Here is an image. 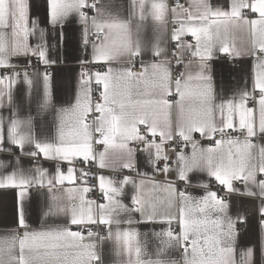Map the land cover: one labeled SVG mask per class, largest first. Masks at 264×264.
Wrapping results in <instances>:
<instances>
[{"label":"snow or ice","instance_id":"snow-or-ice-1","mask_svg":"<svg viewBox=\"0 0 264 264\" xmlns=\"http://www.w3.org/2000/svg\"><path fill=\"white\" fill-rule=\"evenodd\" d=\"M109 8L105 0H49L50 23L62 28L76 15L83 26L82 44L85 48L91 44L92 62L104 66V71L94 74L82 72L74 103L57 108L47 71L55 61L48 56L45 30L37 20L30 24L27 0H0V68L15 69L18 65L10 64V57L22 55L30 58L29 67L34 57L45 69L33 68L32 76L25 70L22 81L16 71L0 76V108L13 109L8 117L0 114V151L11 152L8 145H15L36 162L25 170L16 157L12 172H0V189L18 190L17 224L24 229L22 236L17 232L0 238V264H104L100 246L105 241L113 243L121 258L117 264H256L254 246L238 252L236 224L245 218L228 214L224 196L212 191L208 182L197 185L205 194L194 197L172 181L161 182L139 172L136 149L130 145H144L142 151L153 171L167 174L171 168L165 143L178 137L181 147L191 146L190 155L177 153L178 181L190 183L191 173H205L229 194L237 191L234 182L239 181L245 185L244 194L264 197V143L253 142L254 138L264 141V0H228L227 6L191 0L188 8L179 3L169 8L166 0H130L131 17L139 20L135 33L131 18L123 19ZM169 12L174 23L168 37L175 42L172 49L164 38ZM149 17L157 27L152 41L145 45L140 33ZM37 33V43L30 45L28 38ZM92 35L95 40L89 38ZM188 35L194 41L183 39ZM146 50L151 52V60L143 59ZM218 54L254 58L251 89H239L227 98L218 96L210 68ZM125 57V67L111 66ZM136 58H140L139 68L133 64ZM173 59L176 67L183 68L176 75ZM37 78L43 86L37 115L53 116L55 134L51 137L37 136L34 117L20 118L13 103L14 85L23 82L30 96ZM93 84L99 95L96 101ZM196 133L211 144L201 147L194 139ZM233 133H242L244 139ZM95 144L105 146L103 151L97 153ZM27 146L32 150L24 151ZM41 156L68 162L67 173L57 165L56 172L49 174L38 166ZM77 158L100 169L116 170L118 165L120 171L135 175H124L119 181L96 176L105 201L97 203L86 198L93 190L88 184L93 174L90 169L77 170ZM6 166L7 162L0 161V169ZM77 179L79 186L59 187ZM128 186L130 191H126ZM33 187L47 201L44 217L62 214L81 228L102 225L106 234L88 228L85 237L69 226L31 230L24 201ZM258 211L264 227V204ZM156 221L168 227L152 233L159 245L149 253L146 234L135 225ZM173 221L179 232L173 231ZM170 249L182 250L181 259L168 258ZM260 264H264V248Z\"/></svg>","mask_w":264,"mask_h":264},{"label":"crops","instance_id":"crops-1","mask_svg":"<svg viewBox=\"0 0 264 264\" xmlns=\"http://www.w3.org/2000/svg\"><path fill=\"white\" fill-rule=\"evenodd\" d=\"M174 0H166L169 8H176ZM183 6L188 8L191 4V0H183ZM106 4L110 5L109 10L114 14H118L123 19H132L133 33H135V25L139 22L138 17H131L130 0H105ZM213 6L224 5L227 6L228 0H211ZM28 4V15L29 21L37 20L40 29L45 30V42L48 46V56L51 60L55 61L47 71L51 73L52 76V92L53 100L57 108L64 106L67 107L69 104L74 103L75 97L78 94L80 88V75L85 64L92 62L93 49L91 47V52H86L82 44V28L83 26L78 22V17L72 15L69 17L68 21L65 22L63 27L59 25H52L50 23V9L49 0H27ZM92 15V14H91ZM90 15V16H91ZM258 15V14H254ZM253 16V18H254ZM144 29L141 31L140 36L145 45L150 44L152 41L155 31L156 22L149 17L144 22ZM174 27L173 23V13H167V30L165 33V39L168 40V47L172 49V40L168 39L171 30ZM10 32V30H5ZM37 35L30 36L28 38V43L30 45H35L37 43ZM183 39L189 40L194 38L190 35L183 37ZM247 37L245 36V40ZM237 44L241 47L240 40H237ZM224 54H218L210 62L211 74L214 78V83L216 91L219 97L227 98L234 95V93L243 88L251 89L253 85L254 78V64L255 60L252 56L244 54L240 58H236V62H232L230 59H226ZM232 57V56H231ZM145 61L151 60V52L145 51L143 55ZM233 59V57H232ZM127 58H122L121 60L112 62V67H125V61ZM234 60V59H233ZM30 58L22 55L11 56L10 64L18 65L15 69L0 68V76L11 74L13 71L22 74L25 70L29 72L32 76V69L38 68L43 72L44 65L37 62L33 57L31 58V67H29ZM140 58H136L133 61L135 67H139ZM95 63V62H94ZM102 64V63H95ZM195 64V61H194ZM97 71H104V68L95 70L93 74ZM43 96V86L42 80L37 78V82L34 84L31 95L28 94L27 86L23 83H16L13 87V103L18 111L20 118H26L28 115L34 117L33 120V131L37 136L41 137H51L55 134V124L53 122V116L48 113H43L37 115L39 103L42 101ZM93 98V97H92ZM249 106H252L251 104ZM12 107L0 108V114L4 117H8L12 114ZM240 139H244L242 133L238 134ZM194 139L199 141L201 147H207L211 144V141L207 139H202L198 133L194 134ZM254 143H264V141L254 138ZM7 145V141H5ZM139 143H133L130 145L133 148H137ZM11 147V152L0 151V161L7 162V166L0 169V172L5 174L10 173L16 167L15 158H20V166L27 170L34 166L36 163L29 156H24L21 154V150L18 146L8 145ZM95 151L98 153L103 151V149H96V144L94 145ZM31 147L27 146L24 151H31ZM165 151L169 158H174L176 163L171 166V171L167 174L159 171H153V168L147 163V157L143 151L137 153L135 151V161L136 167L139 172L147 173L149 177H152L158 181H172L177 187V151L171 145V142L165 143ZM185 154L190 155L191 146L188 145L182 150ZM82 159V158H77ZM38 166L47 169L49 174H54L59 168L67 173L68 166L66 161H57L54 159H45L43 156L38 158ZM120 171L119 166L117 169L104 168L100 175L109 177L113 179L112 174L114 172ZM114 180V179H113ZM190 183L187 193L194 197H200L205 194V189L203 187L197 186L200 182H208L210 184L211 190L218 193V195L224 196L219 191L214 189L219 186L214 178H210L205 173L193 172L189 175ZM80 180L77 179L75 183H70L65 181L63 187L65 190L69 187H75L80 185ZM131 186L126 188V191H130ZM178 188V187H177ZM234 188L237 190L231 194L227 193L226 199L228 201V214L233 218L237 216L244 217L243 222H237L236 228L238 231L236 247L239 251L245 250L248 247H255V262L260 264L261 261V250L264 248V227H261L260 220L261 216L259 214V207L264 204V197L259 195L255 197H250L245 193V185L242 182H234ZM226 191V189H224ZM259 191L258 189H254ZM227 192V191H226ZM29 195L24 201L25 207V217L27 223L30 225L31 230H47L50 228L69 226L72 231H80L78 226L70 224V217L65 215H52L49 217H44L42 212L46 209L47 201L42 199L36 192L35 187L29 190ZM225 197V196H224ZM87 198V194H86ZM105 201H102L103 203ZM125 203H129V199H124ZM19 207L18 200V190L15 188H4L0 189V238L10 237L15 233L23 235L24 229L19 228L17 224V212ZM138 218V216H137ZM94 225H88L92 227ZM172 228L174 232H179L180 229L173 221ZM104 227V226H103ZM122 228H126L127 225H121ZM168 225L166 223L156 221V222H142L135 225V228L142 234H146L144 239L147 240V248L149 253H153L159 241L152 235L154 232H163L166 230ZM105 228V227H104ZM82 232V231H81ZM85 237H87V232H82ZM100 251L102 254L104 264H117L121 259L116 256L114 245L111 241H105L100 246ZM167 257L180 260L182 257V250L170 249L167 253ZM154 258V257H151ZM239 258V256L237 257Z\"/></svg>","mask_w":264,"mask_h":264},{"label":"built area","instance_id":"built-area-1","mask_svg":"<svg viewBox=\"0 0 264 264\" xmlns=\"http://www.w3.org/2000/svg\"><path fill=\"white\" fill-rule=\"evenodd\" d=\"M176 5L177 3L183 5L184 4V1L183 0H174L173 1ZM88 11L89 15L93 14V12L91 10H86ZM91 40H95L96 37L94 35L90 36L89 37ZM102 38V37H101ZM192 39H189L188 41L191 42ZM174 44L175 42L172 41V45L174 47ZM84 47V45H83ZM171 47V48H173ZM84 50L86 52H91V44H89L87 46V48L84 47ZM226 59H230L233 63L236 62L235 59L233 60L232 57L230 55H225L224 56ZM173 74L176 75L178 74L179 72L183 71V68L182 67H176L175 66V62H174V59H173ZM104 68L103 64H95L94 62H89L88 64H85V66L83 67V70L88 72V73H93L95 70H98V69H102ZM136 68H139L138 66ZM92 97H93V101H96L99 99V95H98V92H97V89H96V86L95 84H93L92 86ZM173 99H175V97H173ZM91 115L89 116V119H88V122H91ZM143 130V129H142ZM233 135H238L237 133H233ZM181 141L178 137H174V139L171 141V145L175 148V150L177 152H180L182 151L184 148L186 147H181ZM105 146L103 145H100V144H96V149L97 150H101L103 149ZM144 147V145L142 144H139L138 147L136 148V152L137 153H140L142 151V148ZM171 166H173L175 163H176V160L174 158H169L168 161H167ZM164 163V161H161L160 164L162 165ZM66 165L69 167V164L66 163ZM74 167L77 169V170H88L90 169L92 174H93V178L89 179L88 181V184L89 186L92 187V191H90L89 193H87V199H90L92 201H96L97 203H101L103 200H102V194L101 192L98 190V180L95 178L96 176L100 175L103 171V169H100L95 163H92V164H87V163H83L82 162V159H78L76 160L75 164H74ZM124 175H135V173H131L127 170H124V171H117V172H114L112 174V177L114 180L116 181H119L122 176ZM76 176L79 177L80 176V172L77 171L76 172ZM177 187L180 191H185L187 192L188 191V187L189 185L187 183H184V182H181V181H178L177 180ZM214 189H216L217 191H219L221 194H223L226 198V195H227V192L222 189L221 187H215ZM91 228L92 231L94 232H98L100 233L101 235H105L106 234V231L107 229L104 228L102 225H94L92 227H89ZM80 231L82 232H87L88 231V227H85V228H79Z\"/></svg>","mask_w":264,"mask_h":264}]
</instances>
